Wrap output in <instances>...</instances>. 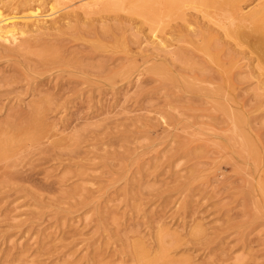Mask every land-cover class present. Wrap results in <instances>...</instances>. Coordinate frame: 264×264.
<instances>
[{"label":"rangeland","instance_id":"rangeland-1","mask_svg":"<svg viewBox=\"0 0 264 264\" xmlns=\"http://www.w3.org/2000/svg\"><path fill=\"white\" fill-rule=\"evenodd\" d=\"M92 1L52 11L82 17L76 8ZM149 1L152 21L136 3L95 23L120 28L104 56L81 61L104 64L99 75L0 58V127L37 104L40 131L0 160V264H264V65L207 22L216 15L203 17L201 0ZM28 12L0 4L2 16ZM203 25L236 55L228 82L201 51L186 64L157 50L176 29ZM86 41L68 50L82 44L85 55ZM157 63L169 79L150 69Z\"/></svg>","mask_w":264,"mask_h":264},{"label":"bare ground","instance_id":"bare-ground-1","mask_svg":"<svg viewBox=\"0 0 264 264\" xmlns=\"http://www.w3.org/2000/svg\"><path fill=\"white\" fill-rule=\"evenodd\" d=\"M69 1L71 0H0L1 6L7 7L10 10H15L18 13H21L23 10L29 11L27 14L24 13L25 15L13 14L2 16L0 14V58H4L8 61H17L18 64L26 65L32 71L45 72L51 69L66 71V68L64 67H69L72 69V71H69L71 74L81 76H87L88 74L99 75L106 70L104 64H83L81 61L84 58H88V55H102L100 52L115 46V42L119 39L116 31L120 28L118 25L115 26V24L97 26L98 24L95 23L105 21V19L115 20V17H112L110 14H114L115 11L118 10H123L125 7H134L136 3L140 9L139 11H141L143 15H147L149 20H151L149 17L154 16L156 13V10H154V7L151 5L152 3L149 0H115L111 3L101 4L94 0L92 3L88 2L76 8L82 11L84 14V16H82L83 18L73 10L63 12L62 15L55 17L54 14L56 12L52 10L56 7V5H68L69 3L67 4V2ZM158 1L167 9H169V6L174 3L170 0ZM158 1L156 0V2ZM246 1L249 0H201V6L207 11H202L203 17H214L216 15V17L209 19L207 22H211L212 25L216 26L217 29L223 33L224 37L230 38L232 41H238L237 43L239 45L245 43L247 48H249L250 53L255 54L258 60H260L261 65H264V1L257 4L248 12L243 13L241 12V3ZM48 4H50L49 13H42L39 8H44ZM92 7L94 9H92ZM63 9H67V6ZM134 10L138 9L132 8V13ZM44 18H49V20ZM64 19H67L72 23H69L68 21V23H62L61 21ZM47 22H49L48 25L46 24ZM145 22L148 21L145 20L144 23ZM176 30L177 34L176 38L174 37L175 39L160 38L158 40L156 43V46H158L157 50L163 54L178 57L180 61L186 64L191 58L197 56L198 51H201L205 56H207L209 63L210 61L214 62L220 67L222 82H228L229 75H231V70L235 64L233 57L236 55L233 56V53L225 48L224 43H220L221 41H219V38L212 32L214 28L203 25L196 30H189L187 28H178ZM172 39L175 41V44L171 43ZM85 40H87L89 43L87 41L86 42L90 44L87 54H82L83 49L85 48V45L82 44L77 45L79 50H68L69 44ZM5 43H13L14 45L7 46ZM178 43L186 44V46L177 45ZM237 43L236 45L238 47ZM171 45L174 46L173 49H164ZM221 52L226 54L225 59H221ZM28 55H32L33 58H30ZM20 58H25L26 60H23V62ZM105 58L107 60H111L110 57ZM158 64L161 63L155 64L156 66L150 69H155L157 72L161 71L160 73H164L165 78L169 79V73L164 71L165 69L162 68L163 66L161 67ZM187 68L191 70L194 69L190 68L189 65ZM203 69L205 70V68H201L200 70L198 69L201 76L206 75ZM114 77L115 70L112 71L110 75L105 77L103 82L108 83L107 81L112 80ZM184 85L188 88L189 82L184 83ZM222 89L223 86L221 84L213 93H211L212 95L217 94L216 96H218V94L222 92ZM31 107L32 110L24 117V121L21 120L22 122H18L17 119L19 118L16 117L17 119L14 120L15 122H4L1 125L0 160L3 159V156L7 155V153L11 154L15 147H18V144L21 142L36 141L38 139L40 131L38 130V126H35L37 121L38 105L34 104V106ZM240 118L242 117L235 116L237 122H240ZM20 123L23 124L18 125ZM7 128L10 129V133L6 131ZM16 133H22L23 136L22 140L17 141L18 143L15 142Z\"/></svg>","mask_w":264,"mask_h":264}]
</instances>
